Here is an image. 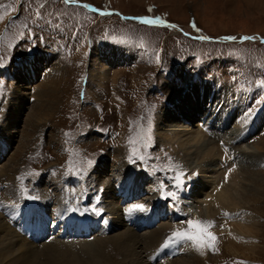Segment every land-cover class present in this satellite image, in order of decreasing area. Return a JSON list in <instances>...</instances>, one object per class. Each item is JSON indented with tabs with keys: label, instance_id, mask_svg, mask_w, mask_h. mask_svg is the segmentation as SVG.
<instances>
[{
	"label": "rangeland",
	"instance_id": "1",
	"mask_svg": "<svg viewBox=\"0 0 264 264\" xmlns=\"http://www.w3.org/2000/svg\"><path fill=\"white\" fill-rule=\"evenodd\" d=\"M0 17V68L17 64L31 55L16 69H22L36 56L37 60H43L41 67L46 65L44 76L26 94L25 101L30 100V105H25L26 109L20 112V122L14 127L18 131L14 132L8 157L1 164L5 165L14 156L9 163L12 162L10 168H17L14 169L18 187L19 181L23 185L22 174L29 185L36 177L42 176L45 187L38 188L35 193L30 192L38 197H68L65 201L71 202L72 194L78 195L79 189L91 185L89 178L93 170L97 172L94 177L97 176L103 186L111 183L113 176L110 174L118 161H124L127 169L136 173L144 170L150 174L145 175L149 182L152 180L147 184L156 185L154 190L150 188V193L153 195L155 191V197L161 201L157 210L174 209L173 190L180 193L179 180L192 178L200 169L194 166L198 162L203 166L206 161L195 152V145L185 146L187 152L181 145L185 135H176V131L162 129L168 144L164 146L159 142L161 136L157 135V130L159 126H165L160 121L166 111L160 112L164 107L167 110V105H176L179 99L169 98L170 91L182 92L184 90L181 89L189 85H198V88L200 85L209 91L213 89L216 98L220 97L225 102L229 96L227 100L239 101L247 108V112H243L247 116L246 122L232 128L235 140L229 147L239 158L238 165L235 163L237 173L233 182L236 183L232 182V188L238 189L240 194L236 199L245 206L233 209L227 215L220 212L212 217L196 208L194 213L198 212L197 215L179 218L175 223L161 221L158 227L173 225L168 231L167 225L149 232L142 230L144 233L135 231L137 235L162 232L158 241L147 249L142 243L139 250L143 252L145 262L150 264L176 259H184L187 264H264V151H253V155L251 149H247L249 154L245 150L238 151L247 147L246 144L264 147L263 125L258 124L264 112V0H75V3H65L64 0H0ZM143 18H159L163 24H145L141 22ZM103 47L113 51L115 58L108 54L110 69L103 82L99 83L90 77L97 54ZM121 49L131 59L122 57ZM53 68H56L54 72ZM10 69L14 70L7 68ZM3 70L0 69V76L6 77ZM0 81L4 86L0 88V104L4 106L0 117L1 130L6 123L5 116L14 91L5 78H0ZM43 81L49 83V90H54L50 96L53 101L48 100V96L43 97V89L38 87ZM15 82L13 89L16 88L13 86ZM219 83L220 87H217ZM39 98L44 102L36 101ZM39 103L38 108L44 106L41 113L47 115L46 120L29 122L28 116ZM180 118L178 122L176 118L167 119V122L180 126L181 133L198 128L204 132L198 122H183L182 114ZM211 139L217 148L219 138L212 136ZM218 147L217 164L221 158L225 160L229 156L225 147ZM104 159L108 166L102 171ZM187 161L190 165L186 164ZM247 168L249 175L245 173ZM179 169L186 172L181 173ZM202 169L206 176L212 173V169ZM107 170L108 173H104ZM30 171L29 175L25 174ZM100 173L104 175L100 177ZM213 173L219 175L218 180L221 179L220 165ZM251 173L262 178L258 194L246 192L251 189L249 184L252 185V181H247L251 179ZM71 176L79 177L83 182L71 185L69 181H74L69 180ZM124 180L120 183L128 182L129 177ZM138 185L142 186L141 182ZM0 194L4 196L2 191ZM109 194L107 189L106 197L111 199L114 195ZM254 199L259 201L254 202ZM143 201L144 204H138L143 209L155 205L150 200ZM105 202L103 206L106 208ZM200 202L197 199L195 204ZM189 220L213 222L210 231L218 238V251L205 249L201 254L191 246V242H184L189 247L186 246L181 253H172L170 259L155 258L149 253L148 249L155 245L154 250H157V244L166 235L169 237L176 230L187 229ZM114 224L121 225L120 221L118 224L114 221ZM255 227L259 233L248 232V228ZM125 229L121 226L109 236ZM103 238L106 236L88 242L95 243ZM82 243L75 242L70 247L81 250ZM107 244L111 245V241L103 242V246ZM108 248L104 251L105 258L108 256L112 264H131L122 261L125 255L117 251L116 255L111 251L110 258L108 251L115 248Z\"/></svg>",
	"mask_w": 264,
	"mask_h": 264
},
{
	"label": "bare ground",
	"instance_id": "2",
	"mask_svg": "<svg viewBox=\"0 0 264 264\" xmlns=\"http://www.w3.org/2000/svg\"><path fill=\"white\" fill-rule=\"evenodd\" d=\"M106 50H108L106 49V47H103L102 50L100 49V52L97 54L98 55L97 59L99 60L96 59V63H94L95 65L93 64L94 69L91 68L92 69L91 74L93 75L90 78L93 80L95 78L99 83L103 82V79H105L108 74V69H110L108 68V66L110 65L108 62V59L115 58L113 56L114 53H112L113 51L109 52ZM108 54L111 56V58L108 56ZM123 56L125 58L131 59L129 58L128 53L124 54L123 52L122 57ZM36 57L27 61V65L22 67V69H14V70L4 69L3 70L4 73H6L7 77H11L12 74L14 75L13 78H16L14 79V82L15 80L16 82L14 83L13 86L16 88L13 89L14 97L11 100L12 103H10L9 111L5 116L6 123L5 125L2 126V129L0 130V162H1L0 163V188L2 189L1 191L4 193V195H7L9 197V200H6V198L4 199L3 198L4 196L0 194V264H112L111 260L108 261V256L107 258H105L106 254L104 251L108 248V246H110L108 250H110L111 246L115 248V250L111 249L110 251H108V253L110 252L108 254L109 256L111 255V251H112V255H116L115 252L117 251L119 252V254L125 255L124 257L122 256L123 257L122 261L124 260L129 261L131 264H150V263L145 262V260L143 259V252L140 251L139 248L141 247L142 243L143 244L145 243L144 245L146 249L150 247L149 245L158 241L162 232L155 231L150 234H144V235L138 234L137 235L132 227L134 225H139V226L148 225V223L150 222L148 218L150 215L149 209L152 206H150L146 210H141L142 215H140V217L137 219L136 222L132 219L130 222V227H129L127 223L121 219V214L119 213V205H117L114 201L112 202V200L115 198V193H113L115 192V188L114 186H111V185H114V184H111L112 179H116L114 182H117L116 188H117L118 193L122 192L125 188L127 190L129 187L136 186V188H139L143 194H146V195L149 194V196H146V198L149 197V200L153 204L155 203L152 209H155V207L161 201H158L157 197H155V192L153 193V195H151L150 193L151 192L150 188H153L154 190V188H156V185L149 184L146 187L136 185V183L134 182V179L139 178V177L142 178V176L140 175L141 172L138 171V173H136L130 168L127 169L124 161H121V162L118 161V164L115 165V168L112 169V174H110L113 176L111 178V183H104V184L108 185L107 187L108 192L110 191V193L114 195L111 199L105 197L106 209L110 213L112 212L113 222L115 221V223L118 224L120 221L121 223L120 227L121 226L126 227L125 229L126 231L124 230L117 234L115 233L112 236L106 235V238H103L95 243L88 242L93 239H97L98 237L94 238L95 235H93L91 238H85V239L79 240L77 242H83L82 243L83 246L80 248L81 250L76 251L70 247L71 245L75 244L76 241L67 240L69 238L62 239L58 235V233L59 234L63 233L65 228L69 229L70 225L78 218L77 216L71 213L72 210L70 207L62 208V205H60L59 201L57 200L58 206L55 209V214L57 215L54 216L55 219L51 221V232L47 233L48 224L45 222V224L39 228V231H40L39 233H42V235H39V233H37L38 231L37 224L39 220L46 221L41 214L43 211L41 209H37L36 213L38 217L24 216V213H27V215H29L31 211H33L36 207H38L41 204V201H39L37 204H30L31 201L27 199V196H29V194L24 191L23 185H20L21 181H19V187L21 189L16 184L17 179L15 175H17V173L14 169L16 167L12 166L10 168L12 162L9 163L10 161H13L14 156H11V159L5 165L3 164L1 166V164L4 161V159L8 157L7 154L9 153L11 149V141H13V139L15 138L14 132L18 131L16 128L14 129V127L18 125L20 122V120L18 119V117L21 115L20 112L23 111V109L24 110L26 109L25 105L27 106L30 105V100L29 102L25 101L27 98L26 94H29L31 92L30 90L34 86L33 84L37 80H39L40 77L44 76L46 65L41 67L42 66L41 64H43L42 62L43 60H37L38 58ZM55 69L56 68H53V72L55 71ZM44 82L45 81H43L40 85H38V87L39 89H41L42 87L43 97H47V96L50 97L51 94H53L52 92H54V90H49L48 88L49 83L45 84ZM175 87L176 86H174V88ZM186 89L183 87L181 90H184V91L182 92L170 91L169 98H172V97L179 98L178 99L179 101L178 100L176 101V105L169 106L167 110H165L166 113L164 111L165 114L162 116V119L160 122L162 124H165V126L163 125L164 126L163 128L159 126L157 130L158 132L157 135L161 136V139H159V142L164 146H166L165 144H168L167 143L168 141H167V137L165 138L163 136L164 134L162 135L163 133L162 129H165L166 132H169V130L172 132L176 131V135L177 133L179 135H185L183 136V139L181 140L182 147L183 146L185 147L187 145L189 146V144L197 146L196 147L197 149L195 152L197 154H200V157H202L204 161L206 162L205 164L202 163L203 166H200L198 162L194 167L200 168L199 170L197 169L199 172L195 173V175L190 179L186 178L187 180H186L185 185L180 188L183 191L182 194L184 196H180L177 191L173 190L174 195L172 198L176 200L175 204H177L176 205L177 209L173 210L169 214V216L171 217L169 221H171L172 223L176 222L174 221L175 219L174 216L178 212V210L183 213H186V217L187 215L189 217V215L198 214V212L194 213V210H196L197 208L199 212L201 211L203 212V214L207 213L208 217L210 216L212 217L214 215H218L220 212L222 214H226V213L229 214L231 210L233 209L239 210V209H242L243 206H245L244 204H242L241 201L239 202L236 199V196L240 194L238 189L232 188V186L234 187V185L232 184L234 182L236 183V181L233 182V180L235 179V175L237 173L236 172L237 167L235 165L237 161L236 158L233 159V156H229L226 159V163L217 164L218 160L215 162V158L218 155V150H219L218 144H217V148L214 147L213 146L214 140L211 139L212 137L211 138L205 137V136H209L210 134L212 135L214 131H216L219 135L224 134L225 132L227 134L232 135L233 127L240 126L244 122H246L247 116H244L243 114V112H245L244 107H242V105H240L237 101H231V100L226 99V102H224L222 101L220 97L216 98L214 96L215 99L213 98L211 100L213 96L212 94L209 93V90H205L202 87L198 88V85L194 87H191L189 85ZM48 100L53 101L54 99L50 97L48 98ZM36 101L44 102V100L40 98L37 99ZM208 102L211 104L210 106H208ZM40 103L33 107V110L31 111V114L28 116V119H27L29 122L34 121V122L39 123L43 120H46L47 115L41 113L44 109L43 108L44 106L43 107L41 106L38 108ZM37 108L39 109V111H37ZM262 113L263 114H261L260 122L258 124L261 123L263 125L262 128L264 129V112ZM180 114L183 115L184 119H189L192 121L194 120L195 122H198L199 120H205L206 123H204V126H202L201 124L199 125L202 128V130L205 129L206 131L200 132V128H198L195 131L192 130V131L181 133L182 131L180 129V126H175V125L173 126V124L167 122V119L175 120V118L177 119L176 121L178 122V119H181ZM229 125H231L232 127L231 129H228ZM232 139L233 138H231L230 140ZM263 144L264 142L262 143V145ZM246 146L247 147L244 146L245 148L244 147L239 148L238 151L245 150L244 152H247V149H251V153L253 151L254 152L264 151V147L261 145L258 146V144L257 146H254L253 144L252 145L246 144ZM185 150L188 152V149H186V147H185ZM247 153L249 154V152ZM219 155L222 156V154H219ZM105 161L106 160L104 159L102 162L104 166L102 171H104L106 167L108 166L107 161L106 163ZM186 164L190 165L188 161ZM218 165H220V168L222 171L221 179L219 180H218L219 175L213 173L218 168ZM250 167L252 166L250 165ZM202 168H204V170L212 169V173L209 176H206L201 172ZM204 170L202 169V171ZM108 171L109 170L105 171L104 173H108ZM118 171H121L122 173L121 174L117 173L115 175L114 172H118ZM179 171L181 172V169H179ZM245 173L248 174V168L245 171ZM98 175H101L100 177H102V175L104 174L100 173ZM127 176L129 177V181L124 184H121L120 182H124L125 181L124 179L128 178ZM3 177H5L8 180L9 184L6 182L7 180L4 179ZM250 177L251 179L247 181L248 182L252 181L251 182L252 185L249 184L251 189L250 190L246 189L247 190L246 192L255 194L261 190L262 178L257 175H253L252 173L250 174ZM143 181H145L146 183L149 182L146 179V177H144ZM92 182L96 185L98 184V182L100 184L103 183L101 182L99 178L98 179L96 178V180L92 179ZM6 183L7 185H5ZM18 188L20 190H18ZM105 195H107V191L105 192ZM172 198L170 199L173 200ZM197 199L201 201L200 202L201 204L199 205L195 204V201ZM253 201L258 202L259 199H254ZM111 202L114 204L113 206L111 205L112 204ZM227 210H230V211H227ZM153 213H158V210H154ZM5 215L11 216L10 222L20 223L22 225L23 231H25L26 234L22 235L20 232H18L16 230V227L10 224L9 219H7ZM58 225H59V230L57 229ZM165 225H167L166 231L171 229V226H173V225H170V223L162 224L160 226H165ZM127 227L130 228L129 231H127L128 229ZM248 229H249L248 232H250L251 234H257V232L259 231L258 228L256 227L248 228ZM27 231H32L33 236H36L37 239L30 238L27 235L29 233ZM166 231L164 235H166ZM167 236L168 235L165 236L167 239L165 238H164L165 240L161 239L158 243L161 245L160 247L161 250L169 251L171 244L172 245L174 244V243H168L167 249H165L166 247L164 245L168 240ZM66 237H68V235ZM106 240L111 241V245L107 244L103 246V242ZM84 241H87V243H85ZM155 246L153 248L148 249L150 250L149 253L150 252L152 253ZM185 248H186V245H183L181 250H184ZM103 253H104V256H103ZM160 264H187V263L185 262L184 259L182 260L176 259L174 261H169L167 263L164 262Z\"/></svg>",
	"mask_w": 264,
	"mask_h": 264
},
{
	"label": "snow or ice",
	"instance_id": "3",
	"mask_svg": "<svg viewBox=\"0 0 264 264\" xmlns=\"http://www.w3.org/2000/svg\"><path fill=\"white\" fill-rule=\"evenodd\" d=\"M64 2L75 3V0H64ZM84 7H89V6L84 5ZM0 19H2V17H0ZM141 22L145 24H163V21L160 20L159 18L156 19L143 18ZM168 26L174 27V25H168ZM202 39H207V37H202ZM225 39L234 40L236 38L225 37ZM244 39H254V37H245ZM135 207L143 209L142 205H136ZM213 226H214L213 222L210 221L189 220L188 228L174 231L168 237V240L164 246L167 247L168 243L191 242V246L195 250L201 252V254H203V251L205 249L212 250L214 252L218 251V249L216 248V244L218 243V238L213 232L210 231V229Z\"/></svg>",
	"mask_w": 264,
	"mask_h": 264
}]
</instances>
